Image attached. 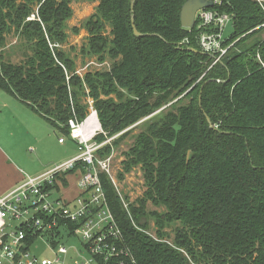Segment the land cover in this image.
Wrapping results in <instances>:
<instances>
[{
  "label": "trees",
  "instance_id": "trees-1",
  "mask_svg": "<svg viewBox=\"0 0 264 264\" xmlns=\"http://www.w3.org/2000/svg\"><path fill=\"white\" fill-rule=\"evenodd\" d=\"M186 1L101 0L84 24L87 53L111 67L82 78L61 50L71 0H0V90L67 136L71 119L88 117V97L103 129L99 144L143 121L124 162L142 167L143 198L125 207L100 176L128 255L97 264H264V44L260 60L255 48L230 49L212 66L214 57L198 46L199 30L181 26ZM214 1L221 2L214 10L235 16L226 45L264 26V11L252 0ZM11 33L23 48L16 65L2 56ZM119 91L132 100L115 104L110 97ZM184 92L186 104L149 118ZM60 183L57 192L69 186L66 176ZM149 202L165 208L154 216L159 233L180 224L173 246L140 224Z\"/></svg>",
  "mask_w": 264,
  "mask_h": 264
},
{
  "label": "built area",
  "instance_id": "built-area-1",
  "mask_svg": "<svg viewBox=\"0 0 264 264\" xmlns=\"http://www.w3.org/2000/svg\"><path fill=\"white\" fill-rule=\"evenodd\" d=\"M230 24L234 28V14L214 9L202 10L196 16L195 28L200 32L198 46L203 53L214 57L212 66L230 51L225 38V28ZM89 104L87 119L82 122L71 119L68 124L69 138L77 144V156L42 176L25 179L5 194L0 193V264H67L70 250L66 242L71 240L83 247L79 256L89 255L96 264L97 258L110 261L128 255L120 250L121 230L102 187L100 176L110 175V164L98 158L104 144L95 139L100 133L93 131L96 122L88 125L94 116L99 124L93 101ZM59 142L63 144L65 138L61 137ZM74 171L79 176V195L69 202L60 194L53 199L54 194L60 193L53 186L62 185L60 178ZM39 238L47 241L53 251L52 258L39 259L32 255L31 248ZM62 240H66L65 244L60 243ZM89 262L84 259L73 264Z\"/></svg>",
  "mask_w": 264,
  "mask_h": 264
},
{
  "label": "rangeland",
  "instance_id": "rangeland-1",
  "mask_svg": "<svg viewBox=\"0 0 264 264\" xmlns=\"http://www.w3.org/2000/svg\"><path fill=\"white\" fill-rule=\"evenodd\" d=\"M101 0H71L70 9L71 17L66 21L65 24V33L67 36L66 44L62 46V49L68 57L74 60L76 65V73L84 78L86 74L91 72H106L110 70L111 61L109 59L105 61H100L98 57H94L87 53L88 46V31L85 29V22L96 13V9L100 4ZM256 4L258 9L264 11V0H252ZM215 3H218L215 1ZM218 4H221L219 2ZM37 7L34 9L37 12ZM34 17V16H33ZM32 17V19H33ZM233 25H229L225 28V38H228L233 33ZM250 36V37H249ZM249 37L247 40L246 38ZM21 41L18 38V35L11 33L7 36L6 47L3 49V60L9 61L12 64H20L23 60V48L20 45ZM264 44V26L257 27L253 31L241 35L235 39L233 43L230 44V49L232 54L238 51H242L245 48H255L256 49V58L258 60L260 48ZM85 50L84 52L82 50ZM1 55V52H0ZM260 60V58H259ZM120 97L118 95H113L110 98L119 105L122 102H125L129 99L132 100L127 94L126 91H119ZM187 95V92L181 94L178 98H174L168 103L165 107L159 109L149 118L163 115L172 110L173 106H178L180 104H186L187 99L184 97ZM0 96L7 99L8 107L3 108L0 105V125L5 127L7 131L13 129L15 131V136L20 137H33L32 141L35 142L36 137L40 138L42 141L41 146L38 148H30L24 158V166L29 170H37L42 166L54 167L56 165L62 164L67 157V154L76 157L77 146H56L59 133L56 132L51 126V124L41 117L39 114L23 105L19 100L7 95L5 91L0 90ZM84 98V97H82ZM119 98V99H118ZM120 98L122 101H120ZM88 105V117L90 115V101L88 97L83 99ZM1 104V103H0ZM87 119V118H86ZM100 122V121H99ZM140 122L139 124L129 128L121 134L114 136L113 138H105L104 149L99 154L98 158L102 161H108L110 164V175H107V178L111 181L117 194L119 195L120 200L129 207L130 205H135L138 200L142 199L147 188L145 185L144 172L142 167H131L126 168L124 162L127 160V155L130 153L135 137L142 131L144 125ZM135 128L128 137L115 146V141L121 135L125 134L127 131H130ZM101 126V123H100ZM27 132H29L27 134ZM102 126L100 127V133L103 134ZM31 135V136H29ZM98 136V135H97ZM61 137L65 139H70L69 136L62 134ZM25 139V138H24ZM56 139V140H55ZM71 140V139H70ZM61 161V162H60ZM56 163V164H54ZM39 177V176H38ZM79 178V176H77ZM36 178L33 175L26 173V179ZM70 188L60 189L61 194H64L66 201H71L76 195V178L70 177ZM58 198V194H54L53 199ZM139 207V206H138ZM165 208L156 206L153 203L149 202L147 204V215L140 217V224H147V229L145 232L148 236L158 240L160 242H166L171 246L174 245L175 229L180 227L179 223L172 222L171 228H166L158 232V227L156 226V221L154 216L156 214H163ZM164 235L161 237V235ZM66 240H62L60 243L65 244ZM67 247L70 250L69 256L67 258V264H73L75 261H90L91 264H96L91 262V257L89 255L80 256L78 253L83 251V247L78 241L71 240L66 242ZM32 255L36 256L39 259H50L53 256V251L49 247L47 241L43 238H39L33 247L31 248Z\"/></svg>",
  "mask_w": 264,
  "mask_h": 264
},
{
  "label": "crops",
  "instance_id": "crops-1",
  "mask_svg": "<svg viewBox=\"0 0 264 264\" xmlns=\"http://www.w3.org/2000/svg\"><path fill=\"white\" fill-rule=\"evenodd\" d=\"M8 95V93H7ZM11 97L15 98L14 96L10 95ZM9 98H4L0 96V105L3 108L8 107V101ZM17 99V98H15ZM18 100V99H17ZM55 130V129H54ZM56 131V130H55ZM59 133L56 146H74L76 147L77 144L73 140L65 139V142L61 144L59 142L62 132L56 131ZM29 132H27L28 134ZM31 136V135H29ZM25 138V139H24ZM33 137H28L25 135V137L15 136V131L11 129L10 131H7L5 127L0 125V193L5 194L12 190L13 188L17 187L19 184L23 183L26 179V173L33 175L35 177L42 176L43 174L49 172L54 167H45L42 166L37 170H27L24 166V156L26 152L30 148H38L41 146L42 141H40V138L36 137L35 142L31 140ZM56 140V139H55ZM77 149V148H76ZM78 152V150H77ZM75 156V155H74ZM74 156H71L70 154H67V157L63 160L64 162H67L74 158ZM61 162V161H60ZM63 162V163H64ZM56 164V163H54ZM70 177L76 178V190L77 195L73 198L75 199L79 195V188H78V177L74 175H69L67 177V180L69 182V186L65 190H69L70 188ZM62 195L64 197V194L58 193V195ZM65 198V197H64ZM72 199V200H73ZM71 200V201H72Z\"/></svg>",
  "mask_w": 264,
  "mask_h": 264
},
{
  "label": "water",
  "instance_id": "water-1",
  "mask_svg": "<svg viewBox=\"0 0 264 264\" xmlns=\"http://www.w3.org/2000/svg\"><path fill=\"white\" fill-rule=\"evenodd\" d=\"M136 0H134L135 2ZM134 2L132 4V9L134 7ZM215 7L214 0H187L181 9L180 20L181 26L188 30H193L196 25V16L198 12L207 9H213ZM134 28V34L140 36V34ZM100 124V122H99ZM101 127V126H100ZM211 127H213L211 125Z\"/></svg>",
  "mask_w": 264,
  "mask_h": 264
},
{
  "label": "bare ground",
  "instance_id": "bare-ground-1",
  "mask_svg": "<svg viewBox=\"0 0 264 264\" xmlns=\"http://www.w3.org/2000/svg\"><path fill=\"white\" fill-rule=\"evenodd\" d=\"M93 121L96 122V124L94 125V130H93V131H98V130H100V126H99V124H98V120H97L96 116L92 117V118L89 120L88 125H89V126H92V125H93Z\"/></svg>",
  "mask_w": 264,
  "mask_h": 264
}]
</instances>
